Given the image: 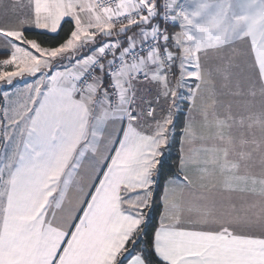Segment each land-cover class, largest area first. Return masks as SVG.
I'll return each instance as SVG.
<instances>
[{
  "label": "snow or ice",
  "instance_id": "6c2138e0",
  "mask_svg": "<svg viewBox=\"0 0 264 264\" xmlns=\"http://www.w3.org/2000/svg\"><path fill=\"white\" fill-rule=\"evenodd\" d=\"M0 264H264V0H0Z\"/></svg>",
  "mask_w": 264,
  "mask_h": 264
},
{
  "label": "trees",
  "instance_id": "16d2710c",
  "mask_svg": "<svg viewBox=\"0 0 264 264\" xmlns=\"http://www.w3.org/2000/svg\"><path fill=\"white\" fill-rule=\"evenodd\" d=\"M175 154V150H173V155ZM170 163H171V161H170Z\"/></svg>",
  "mask_w": 264,
  "mask_h": 264
}]
</instances>
